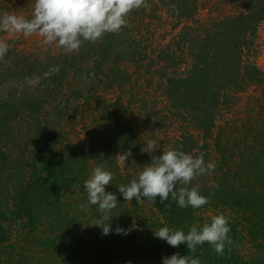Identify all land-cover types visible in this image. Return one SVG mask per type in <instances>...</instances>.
<instances>
[{
    "label": "trees",
    "instance_id": "16d2710c",
    "mask_svg": "<svg viewBox=\"0 0 264 264\" xmlns=\"http://www.w3.org/2000/svg\"><path fill=\"white\" fill-rule=\"evenodd\" d=\"M168 1L175 5L178 21L193 19L196 5H191L189 0ZM240 1V12L208 24L185 26L180 31L176 45L187 51L189 69L183 75H166L160 85L168 109L178 112L186 124L171 147L194 157L203 153L206 163L216 165L214 171L188 185L189 188L199 185L200 194L209 197V202L200 208H182L175 201H170L171 207L165 208L169 201L161 203L159 196L150 202L160 215L158 229L167 226L185 234L196 225L195 214L200 210H235L242 215L258 250L250 259L241 256L237 249L238 224L228 219V236L233 243L226 245L223 255L215 253L207 242L197 246L195 253H189L184 243L179 247L167 245L164 254L159 256L160 262L155 263L151 257L154 251L151 246L155 243L148 247L142 240L137 246L138 253L133 255L140 261H150L148 264H163L164 257L177 252L199 258L201 264H264V77L246 58L256 27L264 18V0ZM138 10L131 11L126 19L137 15ZM125 30L123 26L118 33H106L95 43L83 42L76 54L65 53L57 69L48 76L45 91L0 98V182L16 171H25L31 162L40 159L58 171L40 177L26 193L15 192V196L19 194L28 199L27 209L20 218H12V211L11 215L6 212L9 213L6 220L12 218L14 224L8 225L6 232L0 228V264H132L129 258L116 255L118 249L132 251L139 242L132 229L128 201L118 191L119 185H129L131 180L120 172L116 157L129 151L138 153L144 144L126 123V108L120 101H114L106 104L101 113L97 111L99 115L91 110L97 122L93 130L85 129L87 138L81 142L63 140L43 118L46 98L72 74L75 58H92L97 67L120 54L134 59L135 53H139L137 43L127 35L122 36ZM10 49L0 60V82L5 81L9 69H14L12 64H5ZM167 57L163 60L164 68L177 66V60ZM23 65L29 73L41 74L45 70L37 60ZM249 87L258 88V92L250 98L242 115L220 124L218 114L228 94L242 93ZM85 119L83 114L82 121ZM89 162L113 173L111 183L105 187L106 192L117 196V207L110 213L112 231L108 235L99 226L92 225L102 214L98 205L88 203L83 186L89 178ZM214 184L218 189L212 187ZM66 191L70 197L64 201ZM3 201L0 197V210ZM81 204L86 211L81 210ZM117 226L129 230L128 234H117Z\"/></svg>",
    "mask_w": 264,
    "mask_h": 264
},
{
    "label": "rangeland",
    "instance_id": "374dc122",
    "mask_svg": "<svg viewBox=\"0 0 264 264\" xmlns=\"http://www.w3.org/2000/svg\"><path fill=\"white\" fill-rule=\"evenodd\" d=\"M189 1L191 5H196L193 19L178 21L176 7L168 0H146V6L139 8L137 15L127 20L126 33L122 35L123 37L127 35L137 43L136 50L139 53H135L134 59L125 58V55L123 57V54H120L117 57L113 56L115 62L111 59L97 67L92 58L87 60L75 58L72 74L57 85L55 92L51 90L52 95L45 101L44 121L52 131L62 136L63 140L70 142H81L87 138L85 129L93 130L95 128L97 121L92 118L91 110L101 113L106 104L120 101L126 108V123L130 124L136 132V136L144 144L143 149L145 150L135 154L131 153L124 164H120L117 160L120 172H123L122 174L130 178L131 181L138 179L143 167L150 164L153 157L162 155L164 149L172 146L186 128L184 117L180 116L178 112L168 109L169 106L162 95L160 86L166 75H183L189 69L190 59L187 51L178 49L176 45L178 34L185 26L208 24L213 20L242 10L240 0ZM33 4L34 0H0V14L10 12L30 18ZM260 24L256 27L251 48L249 51L246 50V58L257 69L260 65L258 60L260 43L256 32ZM0 39H5L10 45L9 49L12 48L5 64L14 66V69H9L7 72L5 81L0 82V98L3 96H29L34 91L43 92L48 76L62 62L64 51L57 48L55 44L43 45L41 38L37 35L24 37L23 34L0 32ZM167 56H171L175 62L177 60V66L164 68L166 63L163 60L167 59ZM59 57L60 60H57ZM262 57V61H264V55ZM33 60H37L41 67L45 68L41 74L26 71L23 64ZM166 62L169 65V61ZM259 70L264 77V71ZM257 92L258 88L249 87L245 92L228 94L226 104L221 107L218 114L220 124L222 121L228 120L229 122L241 116L250 98ZM83 114L86 119L82 121ZM148 139L157 141V147L151 151H148L146 147ZM95 168L96 165L89 162L87 171L89 177ZM49 172L54 174L58 171L51 168L46 160L40 159L38 162H31L25 171H16L2 179L0 197L4 201L0 210L2 219L0 228L6 232L8 225L14 224L11 222L12 218H20L26 213L28 199L19 194L15 196V192L30 191L34 188L35 182L40 177L47 176ZM52 174L51 181H54ZM200 177L196 179L200 180ZM55 180L59 181V178H55ZM69 197V192L66 191L62 200L65 201ZM142 199L144 202L141 203H138L135 198L127 203L128 209L132 212V222L135 219L138 225V228L132 227V229L138 236L139 242L132 251L118 249L116 255L119 254L121 259L129 258L132 264H148L150 261H140V258L136 256L137 246L142 244V240H145L148 247L155 243V246H151L154 248L151 257L155 263H158L161 260L159 256L164 254L165 247L169 244L154 236V230H158L156 224L161 221L160 215L150 201L143 197ZM10 211L13 212L12 218L6 220V216H9V213L11 215ZM216 214H223L238 224L240 244L237 249L243 258H252L258 250V246L249 237L247 224L239 212L230 209L200 210L195 214V224L208 223L211 217ZM12 230H15V226ZM135 252L136 254L133 255Z\"/></svg>",
    "mask_w": 264,
    "mask_h": 264
},
{
    "label": "clouds",
    "instance_id": "9594fccd",
    "mask_svg": "<svg viewBox=\"0 0 264 264\" xmlns=\"http://www.w3.org/2000/svg\"><path fill=\"white\" fill-rule=\"evenodd\" d=\"M144 6L146 0H34L30 18L10 12L0 14V32L23 34L24 37L37 35L43 45L55 44L64 53L71 54L78 52L83 42L95 43L106 33H118L127 25L126 18L130 12ZM9 47L5 39H0V60L7 55ZM146 147L148 151L153 150L157 147V141L148 139ZM129 156L130 151L121 153L117 155V160L124 164ZM215 168L214 163L205 162L203 153L194 157L169 146L162 155L153 157L151 163L143 167L138 179H133L129 185H119L118 191L128 202L133 198L138 203L144 202L142 197L154 202L159 196L161 203L169 201L165 208L171 207L170 201H175L182 208H200L209 202V197L200 194L199 185L191 188L188 185ZM112 179L111 171L97 166L83 185L88 203L98 205V211L102 214L92 225L99 226L104 235L112 231L110 213L117 207V196L105 191ZM212 187L218 189L219 186L214 184ZM75 195L79 196L78 189ZM80 208L87 210L84 204ZM132 227L138 228L135 219ZM115 231L127 235L129 230L117 226ZM229 232L228 218L218 214L212 216L209 223L193 225L187 234L164 226L154 230V236L172 247L186 243L189 253H195L197 246L207 242L215 253L223 255L226 245L233 243ZM163 264H201V260L189 254L181 256L177 252L164 257Z\"/></svg>",
    "mask_w": 264,
    "mask_h": 264
},
{
    "label": "built area",
    "instance_id": "2783aa9c",
    "mask_svg": "<svg viewBox=\"0 0 264 264\" xmlns=\"http://www.w3.org/2000/svg\"><path fill=\"white\" fill-rule=\"evenodd\" d=\"M260 23H259L260 26L258 27L256 32L258 42L260 43L259 54H258V60L260 61V65H258V69L264 71V61H262L263 58L262 56L264 55V18L260 21Z\"/></svg>",
    "mask_w": 264,
    "mask_h": 264
}]
</instances>
